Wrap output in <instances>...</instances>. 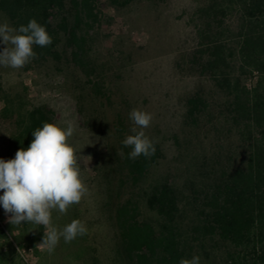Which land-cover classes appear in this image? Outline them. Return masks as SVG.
<instances>
[{
  "label": "trees",
  "instance_id": "1",
  "mask_svg": "<svg viewBox=\"0 0 264 264\" xmlns=\"http://www.w3.org/2000/svg\"><path fill=\"white\" fill-rule=\"evenodd\" d=\"M100 1L0 0V13L15 28L35 18L52 37L51 45L33 46L38 58L30 63L61 70L70 60L104 97L90 56ZM107 1L125 7L133 0ZM191 20L197 43L187 62L202 83L185 98L183 122L196 137L214 134L217 146L192 155L183 187L171 177L147 184L163 148L155 141L150 158L129 159L121 142L132 133L118 115L108 195L122 256L127 264H179L196 255L200 264H264V0H208ZM3 112L16 115L10 159L27 149L35 129L56 123L43 105L15 111L7 101Z\"/></svg>",
  "mask_w": 264,
  "mask_h": 264
},
{
  "label": "rangeland",
  "instance_id": "2",
  "mask_svg": "<svg viewBox=\"0 0 264 264\" xmlns=\"http://www.w3.org/2000/svg\"><path fill=\"white\" fill-rule=\"evenodd\" d=\"M207 1L133 0L118 7L101 0L102 21L92 33L90 56L97 68L92 78L103 85L104 97L93 92L70 60L64 61L61 70L51 61L29 62L21 69L0 66V159H10L11 137L17 132L16 115L3 112L7 101L15 111L21 106H47L55 111L57 124L66 126L70 121L75 125L69 142L76 148L88 188L66 214L52 211V225L58 230L78 219L86 225L87 234L69 243L61 237L51 254L37 246L43 242L44 226L26 221L12 225L11 214L0 206V264H127L108 195L117 117L121 115L130 129L132 109L153 116L145 132L162 146L165 158L147 184L171 177L183 187L192 155L210 154L217 146L214 134L197 133L196 137L183 122L185 98L202 83L187 62L197 43L191 18ZM5 21L9 23L0 13V23ZM4 47L0 38V52ZM144 213L151 215L146 208Z\"/></svg>",
  "mask_w": 264,
  "mask_h": 264
},
{
  "label": "clouds",
  "instance_id": "3",
  "mask_svg": "<svg viewBox=\"0 0 264 264\" xmlns=\"http://www.w3.org/2000/svg\"><path fill=\"white\" fill-rule=\"evenodd\" d=\"M0 38L6 47L0 52V66L21 69L38 58L33 46L46 47L52 37L33 18L27 25L12 27L7 21L0 23ZM132 122L130 132L122 140L123 147L130 148L128 158L135 160L141 155L150 158L155 153V141L145 132L150 126L151 113L134 108L129 113ZM76 127L45 122L32 132L33 139L27 149L17 150L13 159H0V206L9 216V223L20 226L21 222L44 226L43 242L38 247L51 254L60 238L65 243L78 235L87 234L86 225L78 219L58 230L52 225V211L66 214L73 204L80 203L88 192L78 166L76 148L69 141ZM118 155H124L123 150ZM90 157V156H89ZM91 160V157H90ZM201 257L183 258L179 264H200Z\"/></svg>",
  "mask_w": 264,
  "mask_h": 264
}]
</instances>
